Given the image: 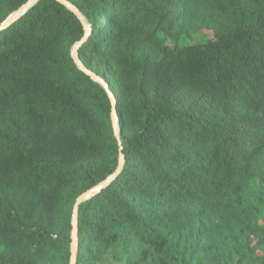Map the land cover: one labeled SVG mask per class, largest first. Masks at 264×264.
Here are the masks:
<instances>
[{
  "label": "trees",
  "instance_id": "16d2710c",
  "mask_svg": "<svg viewBox=\"0 0 264 264\" xmlns=\"http://www.w3.org/2000/svg\"><path fill=\"white\" fill-rule=\"evenodd\" d=\"M26 1L4 0L0 24ZM68 1L90 27L79 60L109 72L121 144L105 89L73 58L82 76L69 77L62 60V45L85 33L73 11L38 0L0 29V264H37L51 239L56 264H69L71 224L55 230L64 192L73 203L116 170L121 152L119 173L78 205L75 264H97L109 249L124 264H212L172 238L217 194L241 203L256 174L264 0H196L217 14L211 22L188 19L192 0ZM201 29L211 37L180 41ZM236 236L239 263L264 264V233L243 221Z\"/></svg>",
  "mask_w": 264,
  "mask_h": 264
},
{
  "label": "rangeland",
  "instance_id": "374dc122",
  "mask_svg": "<svg viewBox=\"0 0 264 264\" xmlns=\"http://www.w3.org/2000/svg\"><path fill=\"white\" fill-rule=\"evenodd\" d=\"M4 0H0V5ZM186 16L194 21H212L217 14L204 4L192 0L186 8ZM85 23L87 21L85 20ZM105 34L109 35L107 29ZM211 37L208 30L201 29L193 32L190 36H182L183 44L205 41ZM72 49L65 44L62 45V60L67 67L69 77L82 76L79 72L72 70L70 62ZM100 73L104 80L109 83V72L103 66H100ZM118 127V121H115ZM113 126V121H112ZM255 176L247 181L240 194L241 203H232L226 201L221 193L217 194L218 202L206 205L193 224L184 226L177 230L173 235L172 242L179 251L187 249L195 255L204 254L205 261H212V264H240L235 253L236 246L240 245L238 228L242 226L243 221L248 222L249 232L261 230L264 233V148L258 157L256 163ZM71 188V187H70ZM70 188H67L63 195V213L60 220L56 223L55 230L71 224L72 210L75 201L72 203ZM251 206L257 211V220L252 216L247 207ZM166 213V211H162ZM141 220L145 219V215H140ZM54 234L51 235L53 237ZM255 236L251 234V241L254 242ZM252 243V242H251ZM237 244V245H236ZM51 252L46 258L37 264H56L60 257L58 245L52 241L49 242ZM3 246L0 244V251ZM70 257L68 258L69 261ZM97 264H124V259H118L115 251L108 250Z\"/></svg>",
  "mask_w": 264,
  "mask_h": 264
},
{
  "label": "water",
  "instance_id": "95a60500",
  "mask_svg": "<svg viewBox=\"0 0 264 264\" xmlns=\"http://www.w3.org/2000/svg\"><path fill=\"white\" fill-rule=\"evenodd\" d=\"M37 1L38 0H27L25 3L20 5L16 10H14L11 14H9V16L5 20L2 21V23L0 24V29L10 25L12 22L17 20L28 8H30ZM58 1L61 2L62 4H64L68 9L73 11L84 25V29H85L84 36L79 41H77L75 43V45L72 49L71 55H72L74 62L77 65V67L82 72H84L86 75H88L91 79L99 82L101 84V86L105 89V91H106V93H107V95L111 101V104H112L111 118L113 121V132H114V135L118 141V144H121V140L119 138V130L117 127L114 126V121L117 120L116 98H115L114 94L112 93V91L110 90L109 84L103 78L98 76L96 73H94L93 71H91L87 67H85L78 58V48L82 44V42L87 38V36L89 35L90 27H89V25H87L85 23V19H84L83 15L80 13V11L71 2H69L68 0H58ZM123 161H124V155L121 152L119 154V163H118L116 170L111 175H109L104 181H102L98 185L92 187L91 189L87 190L86 192L82 193L81 195H79L77 197V199L74 203V206H73L72 217H71V232H70V234H71L72 241H71V247H70L69 264H75V262H76V251H77V243H78L77 210H78L79 203L85 199H88L94 193L98 192L103 186L107 185L119 173V171L122 168Z\"/></svg>",
  "mask_w": 264,
  "mask_h": 264
},
{
  "label": "bare ground",
  "instance_id": "6f19581e",
  "mask_svg": "<svg viewBox=\"0 0 264 264\" xmlns=\"http://www.w3.org/2000/svg\"><path fill=\"white\" fill-rule=\"evenodd\" d=\"M73 47H74V46H73ZM73 47H72V49H73ZM115 121L117 122V120H115ZM115 121H114V126L117 127V126L115 125ZM118 127H119V126H118ZM118 130H119V128H118Z\"/></svg>",
  "mask_w": 264,
  "mask_h": 264
}]
</instances>
